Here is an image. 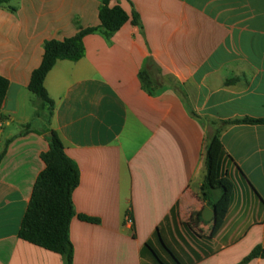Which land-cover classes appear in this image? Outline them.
<instances>
[{"label": "crops", "instance_id": "crops-1", "mask_svg": "<svg viewBox=\"0 0 264 264\" xmlns=\"http://www.w3.org/2000/svg\"><path fill=\"white\" fill-rule=\"evenodd\" d=\"M102 4L0 7V76L10 84L0 118V264H65L19 238L52 132L80 171L74 264H240L264 248V125L223 123L264 119V0L114 2L139 25L130 20L110 37L87 36L85 57L58 61L46 78L54 110L49 116L45 108L42 128L4 130L31 102L45 43L100 27ZM218 129L219 174L234 190L212 238L213 222L200 215L212 209L202 187Z\"/></svg>", "mask_w": 264, "mask_h": 264}, {"label": "trees", "instance_id": "trees-1", "mask_svg": "<svg viewBox=\"0 0 264 264\" xmlns=\"http://www.w3.org/2000/svg\"><path fill=\"white\" fill-rule=\"evenodd\" d=\"M14 0H0V7ZM119 0H103L99 12L100 27L82 29L79 33L64 41H47L44 45L42 63L31 76L29 91L37 96L42 104L41 110H48L49 116L54 110V102L49 98L45 88L48 74L61 60L79 62L86 55L84 39L92 34L101 33L110 37L121 30L128 22L139 25L138 15L130 19L119 5L112 6ZM143 77V76H142ZM144 78V77H143ZM9 82L0 76V118L9 90ZM228 125H264V119H243L223 123ZM221 129H218L210 140L205 154L206 177L202 187V199L215 212L211 237H215L223 228L229 210L233 183L226 177H220L219 161L223 149ZM49 151L42 155L46 166L35 184L32 198L19 231V238L34 246L40 247L63 257L65 264H74V247L70 239V227L76 216L73 194L80 186V171L77 164L65 152L59 136L52 132L48 138ZM0 155V161L3 158ZM217 193V195L215 194ZM79 218L88 223L99 221L85 216ZM200 221L205 223L202 215ZM264 260V248L256 247L240 264H249L253 260Z\"/></svg>", "mask_w": 264, "mask_h": 264}, {"label": "rangeland", "instance_id": "rangeland-1", "mask_svg": "<svg viewBox=\"0 0 264 264\" xmlns=\"http://www.w3.org/2000/svg\"><path fill=\"white\" fill-rule=\"evenodd\" d=\"M31 102L27 103V106L25 107V111L20 113L17 117V122L12 123L11 127H4V130L7 131H13V132H21L25 131L28 127L31 128V130H39L42 128L43 124L42 121L39 120V117L43 115V110H41V100L35 96L34 94H29ZM36 107V109H35ZM23 117L30 118V122L25 124H21L20 121ZM41 121V122H40Z\"/></svg>", "mask_w": 264, "mask_h": 264}, {"label": "water", "instance_id": "water-1", "mask_svg": "<svg viewBox=\"0 0 264 264\" xmlns=\"http://www.w3.org/2000/svg\"><path fill=\"white\" fill-rule=\"evenodd\" d=\"M216 214L215 212L210 209V208H206L204 211H203V220L205 222H213L214 218H215Z\"/></svg>", "mask_w": 264, "mask_h": 264}, {"label": "built area", "instance_id": "built-area-1", "mask_svg": "<svg viewBox=\"0 0 264 264\" xmlns=\"http://www.w3.org/2000/svg\"><path fill=\"white\" fill-rule=\"evenodd\" d=\"M2 126H3V122L0 120V127H2ZM127 221H128L129 223H132V219H131L130 216L127 217Z\"/></svg>", "mask_w": 264, "mask_h": 264}]
</instances>
